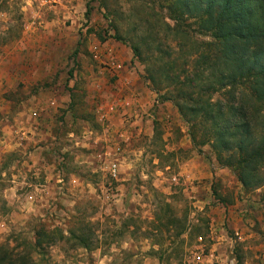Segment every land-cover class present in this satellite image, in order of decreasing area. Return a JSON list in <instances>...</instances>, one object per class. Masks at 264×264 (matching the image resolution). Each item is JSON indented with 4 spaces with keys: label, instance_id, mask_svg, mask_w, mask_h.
I'll use <instances>...</instances> for the list:
<instances>
[{
    "label": "rangeland",
    "instance_id": "1",
    "mask_svg": "<svg viewBox=\"0 0 264 264\" xmlns=\"http://www.w3.org/2000/svg\"><path fill=\"white\" fill-rule=\"evenodd\" d=\"M179 1L0 0V57L19 58L0 72L3 264H264V186L246 191L190 113L251 82L208 93L230 30ZM124 71L153 93L147 126L75 141L119 123Z\"/></svg>",
    "mask_w": 264,
    "mask_h": 264
},
{
    "label": "trees",
    "instance_id": "2",
    "mask_svg": "<svg viewBox=\"0 0 264 264\" xmlns=\"http://www.w3.org/2000/svg\"><path fill=\"white\" fill-rule=\"evenodd\" d=\"M191 14L215 17L222 35L223 57L215 62L216 70L207 81L211 88L232 86L250 79L252 96L235 97L223 105L205 102L191 110V115L206 124L212 147L225 154L229 166L236 169L237 178L246 191L264 186V0H180ZM241 49L239 50L238 43ZM226 44V45H225ZM136 54L137 49L132 48ZM177 82V77L168 78ZM150 81L156 86V80ZM202 95V94H201ZM190 100L191 94H183ZM201 102V99H199ZM178 110L187 116L178 103ZM209 142V141H208ZM3 261H0V264ZM30 258L7 264H34Z\"/></svg>",
    "mask_w": 264,
    "mask_h": 264
},
{
    "label": "crops",
    "instance_id": "3",
    "mask_svg": "<svg viewBox=\"0 0 264 264\" xmlns=\"http://www.w3.org/2000/svg\"><path fill=\"white\" fill-rule=\"evenodd\" d=\"M15 58V59H14ZM9 58V57H0V72L4 73L6 70L11 71L14 69V64H16V58L18 57ZM23 63H27L30 60V57H20ZM39 61V59H37ZM8 74H4L7 76ZM0 80H2L0 78ZM121 82V93L116 98L119 107H115L106 113L107 118L109 115L112 117L117 115L118 122H109L108 124L105 121L102 125H106V128L103 131H94L89 126L84 125L82 128L78 127L80 130L76 132L74 129H70V135L75 141L82 142L86 145L89 141H91L94 137L97 139L101 138L103 133H107L108 136H122L128 138L129 130L127 127L129 126V119L132 117L131 113L135 114L140 112V118L135 117L134 122L131 125H134V131L136 134H140L143 131V128L147 126L148 120L142 121V119H148L149 116V107L150 103H148V99H153V93L150 91L145 84L140 83L139 76L132 74L129 71H124L120 77ZM141 84V85H140ZM140 85V86H139ZM70 111H68L69 113ZM70 114V113H69ZM36 116V114H34ZM70 116V115H69ZM111 118V117H110ZM71 123L69 126L73 124V118L71 117ZM152 123V120H149ZM82 123V122H81ZM144 123V124H143ZM98 135H100L98 137ZM119 177L117 174L115 178Z\"/></svg>",
    "mask_w": 264,
    "mask_h": 264
},
{
    "label": "built area",
    "instance_id": "4",
    "mask_svg": "<svg viewBox=\"0 0 264 264\" xmlns=\"http://www.w3.org/2000/svg\"><path fill=\"white\" fill-rule=\"evenodd\" d=\"M139 116H140L139 113H135V117H139ZM139 118H140V117H139ZM111 175H112L113 177L116 176V169H115V166L112 167Z\"/></svg>",
    "mask_w": 264,
    "mask_h": 264
}]
</instances>
